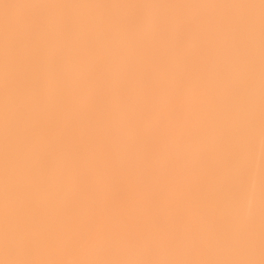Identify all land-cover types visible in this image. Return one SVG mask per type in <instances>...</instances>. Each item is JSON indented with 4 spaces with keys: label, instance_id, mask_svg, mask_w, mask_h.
I'll use <instances>...</instances> for the list:
<instances>
[{
    "label": "bare ground",
    "instance_id": "obj_1",
    "mask_svg": "<svg viewBox=\"0 0 264 264\" xmlns=\"http://www.w3.org/2000/svg\"><path fill=\"white\" fill-rule=\"evenodd\" d=\"M240 129L264 136V0H0V264H189L193 212L205 264H264V149L248 222L250 137L229 202L183 164Z\"/></svg>",
    "mask_w": 264,
    "mask_h": 264
},
{
    "label": "rangeland",
    "instance_id": "obj_2",
    "mask_svg": "<svg viewBox=\"0 0 264 264\" xmlns=\"http://www.w3.org/2000/svg\"><path fill=\"white\" fill-rule=\"evenodd\" d=\"M39 6V5H38ZM34 8H36V10L37 11H39L38 9V7H34ZM34 10V9H33ZM32 10V12L34 13V12H37L36 10H34L33 11ZM31 11L29 12V11H24L23 12V17L24 18H26V19H34L35 18V16H34V14L32 13ZM29 13V14H28ZM33 16V17H32ZM229 85L230 86H232L230 83H229ZM229 85H228V87H229ZM213 87L215 88V86L213 85ZM227 87V88H228ZM233 87V86H232ZM227 88H225L226 89V91H227ZM112 89V88H111ZM232 88H228V93L227 94H225V97H224V101L226 102V101H228L230 98H227V96H231L232 95V93H233V90H235V88H233L232 90H231ZM231 92V93H230ZM178 95V94H177ZM187 96V95H186ZM178 97V96H177ZM225 98H227V99H225ZM125 99V98H124ZM177 100V99H176ZM174 101V103L175 104H177V105H174L173 106V110H174V107L176 108L175 110H174V115L176 116V114H178V117H180V118H183V119H181L182 120V122H185L184 120H188V119H190L191 120V118H196L195 116H197V115H195V116H191V117H189L188 119L186 118L187 116V111L189 110H187V111H185L184 110V108H186L185 106H188L189 105V101L191 100H189L188 101V97H184L182 94H180L179 95V97H178V103L180 104V103H182L183 104V106L180 104H178V103H176L177 101ZM185 101H187L186 103H183V102H185ZM192 101V100H191ZM126 102H130V101H126ZM147 102V101H146ZM145 102V103H146ZM149 102V101H148ZM147 102V104H145V106H147L149 103ZM193 102V101H192ZM135 103V106H133L132 104H134ZM133 103V101L131 102V103H129V104H131L130 106H132V109H134V110H136V111H141L142 110V112H143V109L141 108L142 106L140 105V101H139V103H138V101H135ZM136 103H137V105L139 104V106H137L136 105ZM193 103H195V102H193ZM192 103V104H193ZM190 104H191V102H190ZM191 106H192V108H194V109H192L191 108ZM195 106H196V104H195ZM195 106L194 105H190L189 107H187V108H191L192 110H190V113L191 114H195V112H196V108H195ZM133 107H135V108H133ZM137 107H139V109L137 110ZM170 108V107H169ZM169 108L167 109V110H169ZM181 108V109H180ZM170 110H171V108H170ZM177 110V111H176ZM182 110V111H181ZM183 111H185V113L183 112ZM192 111L194 112V113H192ZM187 112V113H186ZM138 113V112H137ZM140 113V112H139ZM137 114V115H141V114ZM189 113V114H190ZM146 114V113H145ZM145 114L144 115H141V116H143L144 118H146V116H145ZM201 113H199V115H200ZM184 115H185V117H184ZM148 117V116H147ZM171 117V116H170ZM148 118H146V119H144V120H147ZM161 119H163V118H161ZM165 119V118H164ZM142 120V119H141ZM166 120V119H165ZM193 120V119H192ZM148 122H150L149 120H148ZM163 123L162 124H164V121H162ZM185 123H188V122H185ZM148 125V123L146 124V127H149V126H147ZM149 125H151V124H149ZM161 125V124H160ZM160 125H158V126H160ZM166 125H168V123L166 122ZM165 125V127H164V130L166 131V126ZM152 126V125H151ZM164 126V125H163ZM163 126H160V128L162 127L163 128ZM154 128H155V126H154ZM160 128H158L157 127V130L159 129L160 131H161V129ZM149 128H147V130H148ZM237 129L238 128H236L235 130L237 131ZM242 129V128H241ZM240 129V133H235L236 131H232L233 132V134L235 135L234 136V138L233 137H231L232 135H230V137H228V138H223V139H225V143H227V140H228V145H223L222 147H224V149L222 150H220V158H218L217 156H215L214 157V154H216V153H214V154H212L213 155V158H212V155H211V153H210V155L207 153V151H204V150H197V152L196 151H189L188 152V157L186 158V156H185V160L186 159H188L187 161H185V160H183L185 163H183V161H182V163L183 164H185V166L187 167V169L188 170H191L192 172L193 171H196V172H199V170L200 169H205V173H207V174H204V176H206V177H217L218 178V180H216L215 181V183H213V184H211V183H209V186H207L205 183V185L203 184L202 185V182L201 183H199V187L197 188V189H200L201 187L203 188V186L205 187V186H207V187H205V188H207V189H209V191L211 192V194H213L214 195V193H215V195L216 196H218L219 197V199H223V198H226V199H228V202L230 201V199H233V197L235 196V188H236V186L234 185L235 184V182H237V179H239L238 177L240 176V175H238V172H236V171H234V172H228L227 170V172H225V173H227V175L229 174V176L231 175V177H232V182H230L231 181V178H230V180H228L226 177H227V175L224 173V169H225V167H226V163L227 164H229L230 162L229 161H231V160H233V159H236V161L235 162H238V152L240 153V150L242 151V150H244L243 149V141L241 142V140H244L245 138H247L246 136H247V133L249 134V132L251 131V130H248V132L247 133H245L247 130L246 129H243V131ZM158 130V131H159ZM163 130V129H162ZM164 130H163V132H164ZM245 130V131H244ZM152 131H153V129H152ZM149 133H150V131H149ZM166 132H164V134H165ZM252 133L253 134H255L254 136L252 135ZM252 133H250L251 134V136L250 135H248L249 137H250V139H248V140H250L249 142H252L253 143V148H251V151H252V149H253V151L254 152H256L257 151V153H254L253 151V153H254V155L252 156V159H251V161H250V165H249V167H250V169H249V167H248V171H250V172H248L247 171V173L249 174V176H250V181L251 180H253L252 181V183H253V185H252V183H251V185H250V189H248L247 188V193H249V194H247L246 193V198L244 197V200L246 201V203H244V201H243V206H242V211H241V214H242V216L244 217V219L248 222V221H250L251 219H253V217H254V214H255V201H256V198H257V195H256V190L255 189H253L252 187H254L255 186V182H254V179L256 180V176L260 173V171H261V159H259V158H262V149H264V146H262V145H264V143H261V142H264V136H262V134H261V132H258L257 130H256V133H255V131L253 130L252 131ZM163 134V133H162ZM239 136H238V135ZM181 135V133L179 134V136H178V134L176 135V137H175V139L177 138V139H182V137L180 136ZM160 137H162L161 136V134L159 135ZM164 136V135H163ZM166 137H168V136H166ZM166 137L164 138V140L166 139ZM223 137V136H222ZM224 137H226V136H224ZM252 138H254V139H252ZM160 139H162L161 140V142L163 141V138H160ZM168 140H169V138H167ZM167 139L164 141L165 143L167 142ZM231 140H232V142H231ZM248 140H244V141H248ZM231 143H230V142ZM240 141V142H239ZM168 142H170V141H168ZM224 143V142H223ZM255 143V144H254ZM162 144V143H161ZM250 144V143H249ZM259 144V145H258ZM163 145H165L164 143H163ZM167 145L170 147L171 146V144L169 145L168 143H167ZM167 145H166V148L165 149H167L166 151H165V153L167 154L168 153V155H166V157H167V160L169 159V158H171V161L170 160H168V162H169V165H171V167L169 168L171 171H172V169L173 170H175L174 172H172V173H174L175 174V176L177 175V176H179V173H178V171H177V167H178V165H177V167H176V165L174 164V162H173V159L175 160V162H177L178 161V158H176V156H174L175 158H173V154L175 155L176 154V152L175 151H173L172 150V153L173 154H171V152H169L171 149L169 148V147H167ZM230 145V146H229ZM241 145H242V147H241ZM251 146H252V144H251ZM256 146L258 147V150H257V148H256ZM161 147H162V145H161ZM164 147V146H163ZM220 147V146H219ZM230 147V148H229ZM255 148H256V151H255ZM163 149V148H162ZM164 149V150H165ZM170 149V150H169ZM220 149V148H219ZM261 149V150H260ZM163 150V151H164ZM169 150V151H168ZM204 151V152H203ZM235 151V152H234ZM261 151V152H260ZM218 152V151H217ZM226 152V153H225ZM258 152H260V153H258ZM201 153V154H200ZM203 153V154H202ZM207 153V154H206ZM232 153V154H231ZM252 153V154H253ZM218 154V153H217ZM216 154V155H217ZM219 154H218V156H219ZM260 154V155H259ZM256 155V156H255ZM259 155V156H258ZM172 156V157H171ZM254 156H255V158H254ZM258 156V157H257ZM261 156V157H260ZM218 158V159H216V160H218L219 162H220V164H219V162L217 161H214V158ZM228 160H227V159ZM257 158V159H256ZM254 159H255V161H254ZM258 160H259V162H258ZM171 162V163H170ZM179 162V161H178ZM177 162V163H178ZM187 162V163H186ZM225 165H224V164ZM179 164V163H178ZM252 165V166H251ZM229 166V165H228ZM169 167V166H168ZM222 167H224L223 169H221ZM227 169H228V167H226ZM198 170V171H197ZM229 170V169H228ZM255 172V173H254ZM241 172H239V174H240ZM253 174V175H252ZM225 175H226V177H225ZM252 175V176H251ZM176 176V177H177ZM176 177H174L175 178V180H177L178 179V181L180 182H178L177 184L180 186V188H181V177L179 176L177 179H176ZM224 177L227 179V181L229 182V183H231V184H229L226 180H224ZM205 178V177H204ZM221 178L223 179V181L221 180ZM229 178V177H228ZM180 179V180H179ZM219 179H220V181H219ZM202 180H204L203 178H202ZM219 181V182H218ZM177 182V181H176ZM175 182V183H176ZM225 182V183H224ZM222 183V184H221ZM202 186H201V185ZM178 185H176V186H178ZM182 186H184L183 184H182ZM201 186V187H200ZM233 186H234V188H233ZM179 187L177 188V190L178 189H180ZM205 188H203V189H205ZM210 188H212V189H210ZM182 189V190H181ZM180 189V191H178V192H181L182 191V193H183V195H184V197H182V199L183 198H185V200H186V198L188 197V196H186L187 194V191L185 190L186 188H184V187H182ZM249 190V191H248ZM254 190H255V192H254ZM254 193H253V192ZM186 192V193H185ZM252 195V196H251ZM248 196H249V198H248ZM217 197V198H218ZM250 197L252 198L251 199V203H250ZM248 199V200H247ZM249 203H250V205H249ZM254 203V204H253ZM246 207H245V206ZM250 206H252L251 208H250ZM249 207V208H248ZM229 208H231V207H229ZM229 208H228V211L226 212L229 216H231L232 214H233V210H229ZM245 210V211H244ZM193 212V211H192ZM246 213V214H245ZM193 214V217L195 218V221H194V223H193V225H190L192 228L190 229V232H189V234L191 235V242H192V247H191V250L193 251V253L195 254V256H194V258L191 260V262L189 263V264H205L206 262H205V259H207V255L209 254V253H205L204 251H205V247L203 246V244H202V236L203 235H201L203 232L201 231L202 229H203V226L200 224V222L198 221V219H197V217H196V215L194 214V212L192 213ZM199 214V216L200 217H202V214H204L203 212H198L197 213V215ZM201 214V215H200ZM206 215V214H205ZM204 216V215H203ZM233 216V215H232ZM205 217H209L208 215L207 216H205ZM195 224V225H194ZM219 225L217 224L216 226H214L213 225V227L211 226V228H214L215 230H217V229H222V228H220L221 226H219ZM194 227H195V229L196 230H194ZM197 227V228H196ZM199 227V228H198ZM223 227V226H222ZM244 228H246V227H244ZM224 229V228H223ZM238 228H234L233 229V231H237L239 234H240V236L243 234V232L245 233V229H242L241 228V231H242V233H240L239 232V230H237ZM240 229V228H239ZM212 230V229H211ZM232 230V229H231ZM230 230V231H231ZM193 231V232H192ZM213 231V230H212ZM195 232H197L196 234H195ZM232 232V231H231ZM247 233H245L246 235H248L249 233H248V231H246ZM237 233V235H238V238L240 237L239 236V234ZM200 234V235H199ZM244 234V235H245ZM195 235H196V237H195ZM244 235L241 237V239L244 237ZM199 238H198V237ZM188 237V236H187ZM198 239L199 241H197V242H195L196 240L195 239ZM202 238V239H201ZM249 239H251V237L249 238ZM248 239V240H249ZM239 242H243V239L242 240H239V239H237ZM237 240H235V243L237 242ZM252 240H253V238H252ZM251 240V243L253 242ZM177 241V240H176ZM244 241H246V240H244ZM188 242H190V239H188ZM238 242V243H239ZM248 242V241H247ZM246 242V243H247ZM250 242V241H249ZM199 244V245H198ZM229 243H227V245H228ZM240 244V243H239ZM247 245H250V243L249 244H247ZM202 246H203V248H202ZM204 249V250H203ZM206 249H208V247H206ZM210 251L212 250V248L211 249H209ZM208 250V251H209ZM207 251V250H206ZM207 251V252H208ZM206 254V255H205Z\"/></svg>",
    "mask_w": 264,
    "mask_h": 264
}]
</instances>
